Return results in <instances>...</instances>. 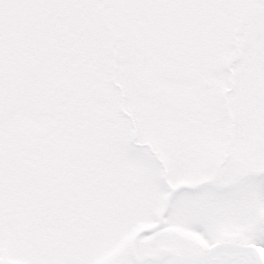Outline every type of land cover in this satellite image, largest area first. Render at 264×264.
Wrapping results in <instances>:
<instances>
[{"label":"snow or ice","instance_id":"1","mask_svg":"<svg viewBox=\"0 0 264 264\" xmlns=\"http://www.w3.org/2000/svg\"><path fill=\"white\" fill-rule=\"evenodd\" d=\"M0 264H264V0H0Z\"/></svg>","mask_w":264,"mask_h":264}]
</instances>
